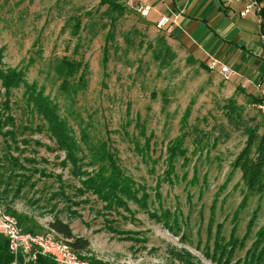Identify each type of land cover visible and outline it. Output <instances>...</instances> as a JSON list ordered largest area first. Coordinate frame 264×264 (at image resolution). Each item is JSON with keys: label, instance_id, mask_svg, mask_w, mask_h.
<instances>
[{"label": "rangeland", "instance_id": "374dc122", "mask_svg": "<svg viewBox=\"0 0 264 264\" xmlns=\"http://www.w3.org/2000/svg\"><path fill=\"white\" fill-rule=\"evenodd\" d=\"M118 1L127 10L111 29L106 26V6H100L99 0H0L2 62L23 69L28 83L43 85L44 93L60 104L65 101L56 92L54 59L66 55L86 63V87L72 108L87 121L90 136L110 139L126 173L145 185L150 195L147 208L157 213L170 209V218L175 213L178 226L169 229L132 201L128 202L130 212L114 211L105 209L93 195L80 194L78 178L69 164L61 163L63 152L36 144L53 146L45 132L24 127V85L12 90L9 110L2 109L13 115L16 128L14 140L0 132V157L9 150L25 168L8 172L12 185L5 186L8 194L1 204L24 215L23 225L36 233L48 230L53 219H61L74 235L88 240L89 246L81 252L102 264H222L210 251L214 240H227L233 225L234 234L241 238L255 212L243 248H236L230 258L233 263L243 257L264 222V193L250 196L233 219L245 188L230 162L245 136L224 126L228 136L214 146L210 143L218 134L216 126L226 122L224 105L230 97L241 105L244 119L261 114L255 105L246 104L245 97L227 90L226 80L216 71L203 69L184 42L148 21L134 3ZM74 19L80 20L76 35ZM108 29L113 39L108 41L104 63ZM185 109H189L187 136L181 148L186 149L187 161L181 155L174 159L170 181L164 176V149L180 134ZM69 120L75 122L73 116ZM11 127L5 121L1 130ZM74 127L78 135V126ZM194 127L211 137L208 149L201 153L193 151ZM147 139L148 153L143 157L139 149L146 147ZM17 181L22 183L18 188ZM155 187L160 199L154 196Z\"/></svg>", "mask_w": 264, "mask_h": 264}, {"label": "trees", "instance_id": "16d2710c", "mask_svg": "<svg viewBox=\"0 0 264 264\" xmlns=\"http://www.w3.org/2000/svg\"><path fill=\"white\" fill-rule=\"evenodd\" d=\"M98 4L106 6L104 12L109 19L106 26H109L111 29L114 22L127 10V6L118 0H99ZM133 6L135 8V5ZM254 11L259 18L261 32L264 34V0H257V6ZM79 27L80 20L76 19L72 25V33L74 35L77 34ZM111 29H108L104 38L106 43L103 47L104 63L108 60V41L113 39V31ZM160 29L166 33L164 28ZM166 34L173 39H178V35L173 33V28ZM159 40L163 41V37ZM3 56L4 47H0V88L2 89V97L0 98V132L14 140V130L16 128L13 123L14 117L10 112L5 114L3 112L9 110L12 90L20 85H24V105L22 111L24 114H27V121L24 127L26 130L36 129L45 132L53 146L40 143L39 141H36V144L43 145L49 150L63 152L61 163L63 165L69 164L71 173L78 178L79 186L76 187V190L80 194L89 193L97 201L103 203L105 209L114 211L123 208L130 212L128 202L132 201L145 208L151 217L162 220L169 229L172 228V225L178 226L176 214L173 213L172 218H170V209L163 208L160 213H157L155 209L150 211L147 208L146 203L150 195L146 191L145 185L135 181L126 173L119 163L117 151L112 146L110 139L97 135L96 137L90 136L87 121L72 108L77 94L86 87V63L69 58L66 55L54 59L53 73L55 78L59 80L56 92L65 101L63 104H60L56 99L51 98L49 94L44 93L43 85H37L35 81L28 83L23 69L5 66L2 62ZM29 61H34V58L30 57ZM199 64L203 69L210 71L202 60L199 61ZM224 108L226 122L225 124L216 126L218 134L212 137V139L209 137L208 132H199L195 127L192 128L191 132L194 133L193 143H195L193 151L199 150L201 153L203 149H208L207 140H212L211 143L209 142L210 146H214L220 139L224 140L228 136L224 126H229L233 130H240L242 135L245 136L243 146L230 162L231 171L237 170L239 172L240 181L245 188L238 206L233 211L232 217L236 219L238 211L244 206L250 196L260 197L264 193V117L260 115L259 118L254 116L244 119L241 114V105H237L231 97L227 104L224 105ZM188 115L189 109H185L180 119V134L170 144L165 146L164 149L165 163L167 164L164 176L170 181L174 159H177V156L181 155L183 161H187L185 157L186 149L181 147L187 136L185 127ZM69 116H73L75 119L74 123L70 122ZM5 121H9L12 127L6 131H2V123ZM74 124L78 126V135ZM21 126L23 125L21 124ZM203 139H206V143H202ZM24 142L28 141L24 140ZM138 146L139 144L136 141L135 147ZM148 147L149 140L147 139L146 147L144 149L138 148L143 157L147 156ZM25 160L29 162L31 159ZM15 167L25 168L18 162V158L14 157L9 150H6L0 157V185L5 181L7 182L0 189V203L6 200L8 194L5 186L12 185L9 176L6 175L12 172V169ZM34 170L36 171V169ZM16 185L17 188L21 186V181H17ZM154 196L160 199L157 187H155ZM3 207L7 212L16 217L22 230L36 233L32 228L30 229L26 225H23L26 220L24 219L26 218L24 215L16 213L11 207ZM255 219L256 213L254 212L241 238H238L234 234L235 225H233L227 240L223 238L214 240L210 251L214 255L215 260L222 264H264V222L255 231L254 240L246 249L243 257L233 263L230 261L235 249L243 248ZM49 227L62 238L68 239L70 246L77 252L89 246L87 239L74 235L69 225L59 218L53 219L49 223ZM11 260L12 255L8 250L7 240L0 234V264H9ZM94 262L102 264L98 260ZM29 264L56 263L46 256H38L35 262Z\"/></svg>", "mask_w": 264, "mask_h": 264}, {"label": "crops", "instance_id": "0c3cea01", "mask_svg": "<svg viewBox=\"0 0 264 264\" xmlns=\"http://www.w3.org/2000/svg\"><path fill=\"white\" fill-rule=\"evenodd\" d=\"M127 1L149 5L146 19L153 24L167 16L192 55L204 63L215 58L230 68L227 90L245 97L247 105L258 102L264 90V34L254 9L241 15L240 3L224 0Z\"/></svg>", "mask_w": 264, "mask_h": 264}, {"label": "built area", "instance_id": "2783aa9c", "mask_svg": "<svg viewBox=\"0 0 264 264\" xmlns=\"http://www.w3.org/2000/svg\"><path fill=\"white\" fill-rule=\"evenodd\" d=\"M227 3H240V14L246 15L257 6V0H224ZM136 11L146 15L150 6L141 4L135 6ZM169 18L161 16L155 23L157 28H164L166 33L172 30L168 24ZM210 71H216L222 79L228 80L232 75L230 68L219 60L211 58L207 63ZM264 117V90L260 92V98L255 104ZM0 234L7 240V246L12 260L9 264H29L35 262L38 256H46L56 264H96L81 251L77 252L69 240L62 238L49 227L41 233H32L22 230L15 216L5 210L0 203Z\"/></svg>", "mask_w": 264, "mask_h": 264}]
</instances>
